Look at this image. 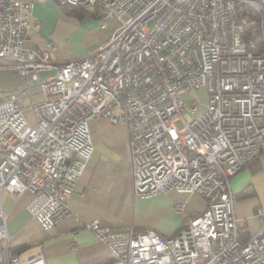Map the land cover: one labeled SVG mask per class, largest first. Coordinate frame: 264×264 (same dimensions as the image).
I'll use <instances>...</instances> for the list:
<instances>
[{
	"label": "built area",
	"instance_id": "obj_1",
	"mask_svg": "<svg viewBox=\"0 0 264 264\" xmlns=\"http://www.w3.org/2000/svg\"><path fill=\"white\" fill-rule=\"evenodd\" d=\"M51 1L93 10L115 28L85 55L55 62L54 44L42 49L28 36L34 0H0V68L20 78L0 100V200L3 191L29 192L27 212L52 229L69 215L92 155L90 121L104 118L127 128L135 197L206 200L168 237L85 222L110 264H264V211L242 240L230 187L264 152V0ZM201 88L204 103L187 107L182 95ZM175 210L182 214L185 202ZM7 237L0 204V242ZM0 264L47 263L40 254L21 261L0 245Z\"/></svg>",
	"mask_w": 264,
	"mask_h": 264
},
{
	"label": "crops",
	"instance_id": "obj_2",
	"mask_svg": "<svg viewBox=\"0 0 264 264\" xmlns=\"http://www.w3.org/2000/svg\"><path fill=\"white\" fill-rule=\"evenodd\" d=\"M91 11L88 9L79 17L66 14L54 1L34 0L28 36L42 49H46L48 42L54 44L50 55L55 62L81 57L106 42L115 28L112 21L108 27L112 32L102 41L97 18ZM19 84L17 73L8 67L0 68V100ZM90 132L93 152L68 199L69 215L52 229L42 230L27 212L26 206L32 197L29 192L18 196L8 191L1 193L8 237L0 245L8 255H16L22 261L40 254L47 264L106 261L110 255L84 228L85 222L97 219L102 226L113 230L130 228L138 233L151 229L168 237L205 208L203 198L175 192L138 199L131 187L126 126L95 118L90 121ZM230 187L240 238L245 240L259 226L256 210L264 211V152L230 178ZM181 201L185 202V210L179 214L175 206Z\"/></svg>",
	"mask_w": 264,
	"mask_h": 264
},
{
	"label": "rangeland",
	"instance_id": "obj_3",
	"mask_svg": "<svg viewBox=\"0 0 264 264\" xmlns=\"http://www.w3.org/2000/svg\"><path fill=\"white\" fill-rule=\"evenodd\" d=\"M93 12V14L95 15V17L97 18L96 23H97V29L100 30L101 32V36H103L102 41H104L107 37L106 34L112 32V30L108 29V27L112 24V21L107 22L108 26L107 27H102L101 25L103 24V20H101L100 18H98L96 16V12L95 11H91ZM106 35V36H105ZM50 75V72H41L40 73V77L44 78L45 76ZM204 95H205V90L203 88L195 90V91H190L186 94L182 95V100L185 103V105L188 107L192 102H195L196 104H200L202 105L204 103ZM21 106L23 108L24 111V115L27 118V120L29 122H33V116L32 113L27 112L28 110L30 111V109H28V101L27 100H23L21 102ZM28 109V110H26ZM176 126L178 128L181 127V123L177 122Z\"/></svg>",
	"mask_w": 264,
	"mask_h": 264
},
{
	"label": "trees",
	"instance_id": "obj_4",
	"mask_svg": "<svg viewBox=\"0 0 264 264\" xmlns=\"http://www.w3.org/2000/svg\"><path fill=\"white\" fill-rule=\"evenodd\" d=\"M61 10L65 12L66 14L70 15H76V16H83L88 9L86 8H81V7H72V6H60ZM111 262V257H109L106 261L104 260H99L97 262H92V263H87V264H110Z\"/></svg>",
	"mask_w": 264,
	"mask_h": 264
}]
</instances>
